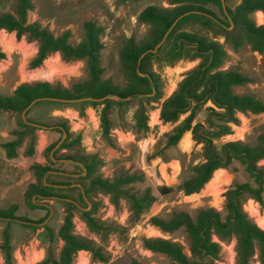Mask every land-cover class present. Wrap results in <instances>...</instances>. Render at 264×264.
Listing matches in <instances>:
<instances>
[{
  "label": "rangeland",
  "instance_id": "1",
  "mask_svg": "<svg viewBox=\"0 0 264 264\" xmlns=\"http://www.w3.org/2000/svg\"><path fill=\"white\" fill-rule=\"evenodd\" d=\"M239 2L229 0L224 6L233 9ZM16 3L17 0H0V13L14 14ZM149 5L166 8L173 6L168 0H31L26 20L28 23L37 22L55 36L67 32L68 42L72 45L83 40V23H94L101 29L102 78L109 79L112 85L122 89L127 80L120 67L118 53L126 38L132 37L137 43L146 39L149 26L140 23L137 15ZM204 7L222 19L220 9L214 3H205ZM261 18H264V12L256 11L252 15L257 25L264 24ZM210 27L200 23L194 25L195 29L201 30L226 51L219 69L236 70L250 78V82L236 87L234 92L251 94L264 103V53L252 51L247 44L233 50L224 37H213V31L217 32V29ZM160 48H166L164 42ZM0 49L5 54L0 61V69L3 71L0 72V96H10L13 88L21 83L47 81L52 85L69 87L86 78L84 60L65 61L57 52L50 54L40 66L30 68L29 62L36 53L37 42L25 36L17 39L14 32H0ZM198 62L199 59L184 58L169 63L151 57L149 65L159 75L161 98L158 101L131 99L120 105H112L109 109L110 142L101 135L100 105L39 100L29 107L23 119L41 121L48 126L35 130V133L21 135L16 157L7 158L10 162L0 167V210L15 206L13 214L24 219H0V264H37L46 257L58 259L62 241L57 234L65 214V205L61 198H28L27 187L36 182L32 169L34 163L55 169L42 179L44 185L72 199L77 207L73 209L72 232L90 239L107 257L106 262H99L91 257L90 252L80 250L73 256L72 264L169 263L166 255L145 249L142 238H162L175 242L185 255H190L189 238L182 228L162 232L150 223V218L168 220L177 211L194 218L202 208H213L223 214L225 192L235 184L251 182L244 166L233 161L227 168L214 172L210 182L199 192L184 195L179 189L181 182L192 174L193 166L202 162V144L196 143L188 131V139L183 133L176 144L167 145V135L188 113L180 115L175 122L164 123L159 119V111L162 101L172 94L179 81ZM209 105L205 103L194 110L192 125L201 123L206 126V108ZM139 106H143L146 111V131H137L134 126ZM0 113V136L5 141L14 140L16 135L12 131L22 130L18 125L17 113ZM236 116L238 124L231 125V133L213 140L216 150L226 141L240 140L254 145L257 135L264 132V113H237ZM7 117L13 121L11 128ZM58 124L68 127L70 134L66 141L64 138L61 140L62 135L56 128ZM59 141L55 149L47 150ZM63 142L66 145L61 147ZM48 157L53 163H49ZM78 158L83 159L82 162H77ZM85 163H90L88 170L84 167ZM257 165L264 166V158ZM121 172L141 174L143 180L135 183L134 187L138 190L148 188L154 196L153 203L137 217L131 214L124 196L113 203L110 194L89 186L92 178L111 180ZM162 185L170 187L171 192L160 195L158 188ZM33 204H37L36 207ZM92 206L95 207L92 216L96 221L93 230L81 218V209L87 210ZM242 208L264 229V192L262 204L244 196ZM42 218L44 220L40 222ZM4 229L8 230L9 236L6 247L2 243ZM219 245L220 253L215 264H235V239L219 241ZM251 263L260 264L256 255Z\"/></svg>",
  "mask_w": 264,
  "mask_h": 264
},
{
  "label": "trees",
  "instance_id": "2",
  "mask_svg": "<svg viewBox=\"0 0 264 264\" xmlns=\"http://www.w3.org/2000/svg\"><path fill=\"white\" fill-rule=\"evenodd\" d=\"M221 1L226 3L229 0H168V3L173 5L171 8L149 5L142 9L137 15V20L149 26L146 39L137 43L132 37L126 38L118 53L120 67L127 80L122 89L112 85L109 79L102 78L100 52L103 46L99 37L101 29L94 23L84 22L83 40L72 45L68 42L67 32L55 36L37 22H27L26 13L31 7V0H17L14 14L0 13V30L14 32L17 39L25 36L28 40L37 42L36 53L29 62L30 68L40 66L50 54L56 52L65 61L84 60L86 68V78L74 82L69 87L52 85L47 81L21 83L10 96H0V110L17 113L18 125L22 128L21 131H12V134L16 135L14 140L1 144L8 159L16 157L21 135L35 133V130L48 126L41 121L25 122L21 118V112L32 101L57 98L100 105L101 135L110 142L109 109L112 105H120L131 99L158 101L161 98L159 75L149 65L151 57L169 63L184 58L199 59L198 64L179 81L172 94L162 101L159 111V119L164 123L175 122L180 115L188 113L167 135V145L176 144L185 131H190L192 139L202 144V162L193 166L192 174L181 182L179 189L184 195L199 192L215 170L227 168L233 161H238L244 166L251 182L235 184L225 192L223 214L213 208H202L194 218L182 211L173 212L168 220L151 217L150 223L162 232L182 228L189 238V256L185 255L180 245L175 242L162 238H142V246L151 252L166 255L170 260L168 264H215L220 253L219 241L231 238L235 239V264H252L254 255L260 264H264V229H261L242 208L244 196L262 204L264 166H258L257 162L264 158V132L257 135L254 145L240 140L226 141L216 150L213 143L214 139L231 133V125L238 124L237 113H264V103L251 94L234 92L236 87L250 82V78L236 70H220L226 51L201 30L194 28L196 23L209 28L213 26L217 29V32L213 31V37H224L233 50L247 44L252 51L264 53V24L257 25L252 19L256 11L264 12V0H240L233 9L225 7V11ZM205 3L217 5L222 19H218L212 11L206 9ZM163 42L165 49L160 48ZM4 57L5 54L0 49V61ZM113 96L115 98H112ZM205 103L210 104L206 108V126L201 123L192 125L194 110ZM146 120V111L143 106H139L134 124L137 131L148 129ZM56 128L61 135L64 134L66 141L70 134L68 127L58 124ZM55 145L47 150H52ZM65 145L63 142L61 147ZM82 160L78 158L77 162ZM48 161L53 163L49 157ZM84 167L88 170L90 163H85ZM32 169L36 182L28 185V198H61L65 205V214L57 234L62 241L58 259L46 257L37 264H72L73 256L80 250L90 252L91 257L99 262H106L107 257L90 239L72 232L73 209L77 208L72 199L67 195L57 194L53 188L44 185L42 179L55 169L39 163H34ZM142 180L141 174L121 172L111 180L92 178L89 186L110 194L113 203H116L120 196H124L131 214L137 217L154 201V196L148 188L138 190L134 187L135 183ZM158 192L160 195H166L171 192V188L162 185ZM79 197L83 199L81 193ZM33 205L36 207L37 204ZM14 208L15 206H11L8 210H0V219L24 220L13 214ZM94 211V206L87 210L81 209V218L91 230L96 226L92 216ZM43 220L40 219V222ZM8 238V230L4 229L3 247L7 246Z\"/></svg>",
  "mask_w": 264,
  "mask_h": 264
},
{
  "label": "crops",
  "instance_id": "3",
  "mask_svg": "<svg viewBox=\"0 0 264 264\" xmlns=\"http://www.w3.org/2000/svg\"><path fill=\"white\" fill-rule=\"evenodd\" d=\"M3 31V30H0V32ZM0 72L3 73V71L0 69ZM19 85V84H18ZM16 87L13 88V90L15 89ZM0 112H3V110H0ZM1 115V113H0ZM7 122H8V126L9 128H11V124L13 121H10L9 117H7ZM185 134V138L188 139L189 138V132L186 131L184 132ZM188 134V135H187ZM5 142H8V141H5L3 140L2 136H0V167L3 165V164H7L9 163L10 161L6 158L5 156V150L3 149V147L1 146L2 143H5Z\"/></svg>",
  "mask_w": 264,
  "mask_h": 264
},
{
  "label": "water",
  "instance_id": "4",
  "mask_svg": "<svg viewBox=\"0 0 264 264\" xmlns=\"http://www.w3.org/2000/svg\"><path fill=\"white\" fill-rule=\"evenodd\" d=\"M221 4H222V8H223V10L225 11V6H224V2L223 1H221ZM112 98H115L114 96L112 97ZM47 100H52V101H60V102H78V101H80V100H65V99H57V98H47ZM36 101H38V100H34V101H32L27 107H25L24 109H23V111L21 112V114H20V116H21V118L23 119V117H24V115H25V112L29 109V107L34 103V102H36ZM24 120V119H23ZM25 122H26V120H24ZM63 137H64V134L62 135V138H61V140L63 139ZM60 142L61 141H59L53 148H52V150L53 149H55L59 144H60ZM51 150V151H52Z\"/></svg>",
  "mask_w": 264,
  "mask_h": 264
},
{
  "label": "bare ground",
  "instance_id": "5",
  "mask_svg": "<svg viewBox=\"0 0 264 264\" xmlns=\"http://www.w3.org/2000/svg\"><path fill=\"white\" fill-rule=\"evenodd\" d=\"M261 20H264V18H261ZM6 36H7V35H6ZM3 44H4V43H3ZM46 63H47V60H46ZM45 68H46V67H45ZM49 68H50V67H48L47 69H49ZM37 71H38V70H37ZM39 71H40V70H39ZM44 72H45V71H44ZM187 135H188V134H187ZM217 170H218V169H217ZM217 170H215L214 172H216ZM217 172H219V171H217ZM214 174H215V173H214ZM214 174H213V176H214ZM211 179H212V178H211ZM211 179H210V180H211ZM210 180H209L208 182H210ZM225 180H227V179H225ZM218 181H219V180H218ZM208 182H207V183H208ZM222 182H223V181H222ZM225 182H226V181H225ZM207 183H206V184H207ZM206 184H205V185H206ZM212 184H213V183H212ZM225 184H226V183H225ZM219 185H220V184H219Z\"/></svg>",
  "mask_w": 264,
  "mask_h": 264
}]
</instances>
